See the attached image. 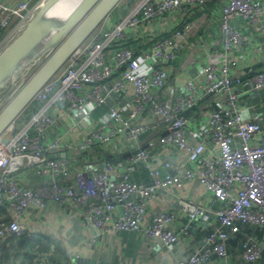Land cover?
I'll return each instance as SVG.
<instances>
[{"label": "built area", "instance_id": "1", "mask_svg": "<svg viewBox=\"0 0 264 264\" xmlns=\"http://www.w3.org/2000/svg\"><path fill=\"white\" fill-rule=\"evenodd\" d=\"M41 1L0 0V51ZM206 2L136 0L122 16L109 14L42 86L30 102L37 101L35 111L19 127L18 118L14 121L7 142L0 138V207L11 208L14 215L12 222L0 220V238L21 235L26 226L19 218L51 200L82 206L85 225L98 229L89 236L91 241L108 230L141 231L172 249L189 239L191 230L178 225L177 213L169 210L145 219L149 203L161 191L193 179L219 202L217 216L204 243L175 264H227L228 238L240 231L239 220L264 228V106L241 101L243 95L264 89V68L243 80L236 77L241 86L232 85L240 66L237 53L243 48L244 25L255 24L264 32V0L220 1L219 41L224 50L198 64L195 75L178 80L173 100L160 94L193 28V21L183 20V15ZM170 14L176 20L169 35L147 46L141 42L144 47L137 41L125 44L145 23ZM211 95L216 96L211 108L186 114ZM96 110L100 112L94 120ZM84 121L96 124L77 139ZM152 130L158 133L160 149L174 148L184 159L166 158L153 166L156 157L140 144ZM94 147L127 155L81 163L56 154ZM22 166H33L39 176L32 188L17 182V176L8 177L9 171L17 175ZM177 203L183 214H198L200 205L193 199L179 197ZM263 252L264 235H247L240 257L245 264H256Z\"/></svg>", "mask_w": 264, "mask_h": 264}, {"label": "crops", "instance_id": "2", "mask_svg": "<svg viewBox=\"0 0 264 264\" xmlns=\"http://www.w3.org/2000/svg\"><path fill=\"white\" fill-rule=\"evenodd\" d=\"M220 1L222 0H207L203 11H191L188 9L184 14L188 17V20L193 21V28L184 42L182 53L176 60L172 61L166 86L160 91L163 96L173 100L176 94L175 85L178 80L195 75L198 64L208 62L213 54L221 53L224 50L219 41L221 36L219 29ZM175 20L176 16L170 14L145 23L140 28L138 35L135 34V37L128 38L127 43L137 45L135 43L137 41L140 44L141 42L146 43L144 46H147L149 43L156 41L155 37L161 31L170 30L171 24ZM243 33L245 36L243 48L237 53L241 61L239 68L233 75V86H241L235 81L236 77L241 78L245 74V67L264 60V32L258 30L255 24H245ZM261 66H264V63ZM261 66L258 68H261ZM197 78H200V75ZM220 95L222 97V94ZM215 98V95L203 98L186 114L191 115L193 112L199 113L211 108ZM241 101L257 102V105L264 106V89L260 90L258 94L243 95ZM204 103L206 104L201 106ZM99 112L100 110L93 112L94 120L98 117ZM95 124L96 122L94 121L82 122V126L76 131V138H82ZM157 135V131L152 130L144 134L140 140L141 146L149 149L154 154L153 156L156 157V160L152 163L153 166H158L166 158L173 161H182L184 159L183 152H177L174 148L160 149L157 146ZM89 150L91 153L82 158L77 155V153L82 152L71 149L56 152V154L81 163H84L89 158L98 162L105 158H111L109 155L102 156V154L106 153L111 154L109 150L98 147L90 148ZM125 154H120L115 159L124 158ZM112 158H114V155ZM21 171L17 173V177L24 184L34 186L40 182V179L32 169H23ZM133 178L138 179L139 173L135 174ZM179 197L191 198L200 207L210 212L213 211L216 203L208 196L205 187L198 180L193 179L185 183L183 187H170L168 190L158 193L151 199L145 219H148L158 211L169 210L177 213V224H182L181 218L184 214L179 210L177 203ZM2 211H4L3 207L0 208V215H2ZM0 218L3 217L0 216ZM20 221L26 226L24 236L9 233L5 237L0 238V264H58L54 259L55 256L51 257L47 253L53 247L62 252H67V254L70 253V258L72 254H80L98 256L118 264H175L177 258L194 251L197 246L202 244L199 233L197 232L196 234V232L192 231V237L190 235L189 239L185 238L178 247L172 249L163 248L160 240L148 239L141 231L115 232L108 230L99 233L91 241L89 236L92 235V232H98V229L85 225L82 206L76 203L57 204L49 200L44 208L34 207L23 214L20 217ZM19 237L22 239L18 240ZM22 240H27L26 245H23ZM41 244H44L46 249L39 252L35 246H40ZM238 255L239 252L235 254V256ZM68 264H71V261Z\"/></svg>", "mask_w": 264, "mask_h": 264}, {"label": "water", "instance_id": "3", "mask_svg": "<svg viewBox=\"0 0 264 264\" xmlns=\"http://www.w3.org/2000/svg\"><path fill=\"white\" fill-rule=\"evenodd\" d=\"M122 0H42L17 35L0 51V90L15 81L26 68L44 59L0 110V135L22 114L37 92L66 63L72 53ZM264 63L244 68L247 78ZM1 138V137H0ZM3 142H7L6 138ZM137 149L133 150L135 152ZM127 154H125L126 156ZM219 206L216 201L214 209ZM200 207L198 214L182 215V222L205 241L203 229L217 214ZM22 239L19 237L18 240ZM71 264H118L98 256L72 254Z\"/></svg>", "mask_w": 264, "mask_h": 264}, {"label": "rangeland", "instance_id": "4", "mask_svg": "<svg viewBox=\"0 0 264 264\" xmlns=\"http://www.w3.org/2000/svg\"><path fill=\"white\" fill-rule=\"evenodd\" d=\"M127 1L128 0H122L110 12L111 17H113V16L116 17L117 15H121L122 16L123 14H125L129 10V8L132 7V5H133V4H130L129 5L127 3ZM32 12L34 13V10ZM32 12H31V14H33ZM31 14H30V16H31ZM20 30H21V28L19 26L14 28V30L10 33V35L8 36V38L6 39V41L3 43L1 50L17 35V33ZM43 59H44V57H43ZM43 59L36 60L33 64H31L29 67L26 68V70H25L24 73H21L20 74V76H19V78L17 80H15V81H9V83L3 89L0 90V110L7 103V101L10 99V97L21 87V85L25 82V80L37 69V67L39 66V63ZM204 63H207V62H204ZM35 103H37V101H34L32 104H35ZM32 106L33 105H31V107L29 106L28 109L26 108L22 112V114L19 116L20 118L18 117V119H17V127H19L20 126V123L22 121H24L25 119H27L29 117V115H31L35 111L34 109H32L33 108ZM17 127H14V129L17 128ZM9 134H10V136H12V133H10V129L8 130L6 136H9ZM32 167H30V166H22V169H20L17 173H19L21 170L23 171V169H33L34 167L33 168ZM18 168H20V166ZM11 170H14V168L11 169ZM8 173H9V176L8 177L17 176V175H14L12 171H9ZM38 178H39V176H38ZM16 180H17V182H19L20 184H22V185H24L26 187H31V188L33 187V186H28V185L24 184L23 182H21L19 180V177H16ZM14 184H16V183H14ZM0 208H2V207H0ZM3 208H4V211H2L1 212L2 215H0L3 218H0V220L1 221L4 220L7 223L12 222L14 220L13 219L14 218V215L12 213V210H10L11 208L9 209V207H7V206L6 207H3ZM19 220H20V218H19ZM47 253L50 254L51 257L54 255L55 256L54 259H55L56 262H58V264H68L70 262L68 260L69 258H67V256H70V253L67 254V252H62V251L58 250L56 247H53L51 249V251L50 252H47ZM240 253H239L238 256H234V254L228 250V258H229V261H228L227 264L233 263L235 261V258L240 256Z\"/></svg>", "mask_w": 264, "mask_h": 264}, {"label": "trees", "instance_id": "5", "mask_svg": "<svg viewBox=\"0 0 264 264\" xmlns=\"http://www.w3.org/2000/svg\"><path fill=\"white\" fill-rule=\"evenodd\" d=\"M136 0H128L127 3L130 5V4H135ZM206 6V3L204 6H196V7H190L189 10H199V11H203L204 7ZM183 20H188V17L186 15L183 16ZM170 34V31L167 30V31H161L158 35H156V40L158 39H161L167 35ZM125 44H128L127 43V40L125 42ZM182 50V49H181ZM180 53H182L180 51ZM180 53L178 54L177 58L180 56ZM176 58V59H177ZM175 59V60H176ZM264 66H261V68H258L257 70H261L263 69ZM33 103V102H32ZM30 103L26 108L28 109V107L31 105H33L32 109L35 110L36 108V104H32ZM90 150H86L85 152H82V153H77L78 157L79 158H82V157H86L88 154H90ZM106 155H109V157L113 156L114 154H110V153H106V154H102V156H106ZM117 155H114V157H116ZM105 159H108V158H105ZM239 226H240V231L236 232L235 234L231 235L229 238H228V244H227V248L230 252H232L235 256L236 253H240L241 250H242V247H243V243L245 241V238L247 235H251V236H254L258 239H261L262 236L264 235V228L261 227L260 225H256V224H252V223H249V222H244V221H240L239 220ZM209 228L210 227H207L205 229H203V233H207L209 231ZM197 234V232H196ZM21 236H24V232L21 234ZM191 237H192V234H191ZM23 242V245H26L27 243V240H22ZM35 248L37 249L38 248V251L39 252H42L46 249V246L44 244H41L40 246H35ZM31 256V255H30ZM212 257H217L215 254H212ZM31 258V257H29ZM67 258H69L68 260H70V256H68ZM231 264H245L244 260L241 259V257H236L235 258V261ZM256 264H264V252L262 253V255L260 256V258L258 259L257 263Z\"/></svg>", "mask_w": 264, "mask_h": 264}, {"label": "bare ground", "instance_id": "6", "mask_svg": "<svg viewBox=\"0 0 264 264\" xmlns=\"http://www.w3.org/2000/svg\"><path fill=\"white\" fill-rule=\"evenodd\" d=\"M3 104H4V103H3ZM8 130H9V127H7L5 130H3V132H2L1 135H0V137H1V138H6V139H7L6 134H7ZM2 140H3V139H2ZM2 142H3V141H2Z\"/></svg>", "mask_w": 264, "mask_h": 264}]
</instances>
